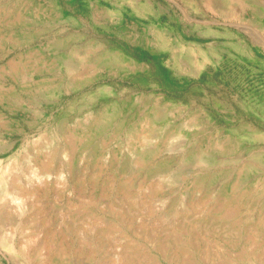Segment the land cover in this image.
Here are the masks:
<instances>
[{
    "label": "rangeland",
    "instance_id": "1",
    "mask_svg": "<svg viewBox=\"0 0 264 264\" xmlns=\"http://www.w3.org/2000/svg\"><path fill=\"white\" fill-rule=\"evenodd\" d=\"M239 1L0 0V142L11 146L0 160L21 151L28 173L24 157L33 142L49 146L53 127L67 129L79 159L122 158L130 145L133 193L148 197L152 184L179 208L183 195L205 199L188 212L215 228L214 249L264 264V0Z\"/></svg>",
    "mask_w": 264,
    "mask_h": 264
},
{
    "label": "bare ground",
    "instance_id": "2",
    "mask_svg": "<svg viewBox=\"0 0 264 264\" xmlns=\"http://www.w3.org/2000/svg\"><path fill=\"white\" fill-rule=\"evenodd\" d=\"M243 47L249 46L244 42ZM24 66L20 61L10 64L9 70L16 75ZM40 86L44 83L34 85ZM109 90V86L100 85L89 98ZM91 111L90 118L96 115ZM61 122L63 127L66 121ZM259 133L253 132L257 136ZM70 136L67 129L53 127L45 150L33 142L28 152L33 156L24 157L34 161L28 173L21 168V151L8 163L0 160V264H202L200 259L207 264L232 263L222 257L220 249H214L218 246L215 228L195 220L188 212L204 206L205 199H186L183 195L179 208L167 204V197H161L160 188L152 184L148 185L152 193L146 197L141 190L139 197L133 193L132 173L138 151L129 145L122 158L115 150L110 156L94 152L93 157L79 159ZM10 147L0 142V152ZM138 154L142 158L145 151ZM52 195L54 202L49 207L45 199ZM9 197L11 203L5 200ZM62 198H67L70 205L80 200L84 209L59 207ZM139 203L142 210L136 206ZM84 212H90L89 219L81 221ZM163 217L172 218L176 224L167 227L157 223ZM5 225L9 228L4 232ZM120 228L130 240L122 242L121 236L117 239Z\"/></svg>",
    "mask_w": 264,
    "mask_h": 264
}]
</instances>
